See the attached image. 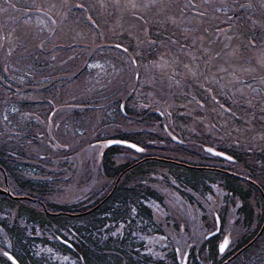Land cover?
<instances>
[{
    "label": "trees",
    "instance_id": "trees-1",
    "mask_svg": "<svg viewBox=\"0 0 264 264\" xmlns=\"http://www.w3.org/2000/svg\"><path fill=\"white\" fill-rule=\"evenodd\" d=\"M36 1L0 0V169L2 168L1 171L11 179L12 184L9 186L11 192L0 195V249L10 251L20 264H68L60 263L47 255L43 251L46 243L55 246L54 248L62 253H69L75 264H161L165 261L153 259L144 252L142 245L133 243L130 237L125 238L127 233H123L125 237L122 234L112 235L110 226L130 220L134 223V210L137 216L140 215L150 222L151 226L156 225V232L162 233L153 219V209L143 201L155 199L162 204L165 200L154 188L156 183L148 182L149 186H146V180L142 177L160 174L163 169L165 176L174 181V188L182 198L205 211L207 209L203 208L199 199L210 204L213 211L219 213L222 226L226 221L228 209L234 208L232 224L240 225L246 230V233L233 239L228 251L221 255L217 251L216 237L204 239L196 248L197 251L194 247L190 249L191 264H264V138L253 140L256 133L262 132L261 127L253 130L238 117L242 114L243 117L253 118L251 123L255 126L260 123L263 130L264 120L262 123L257 119L259 115L255 105H245L249 97H255V94L245 87L246 82H240L243 87L236 94V91H233L235 82L233 85L229 84L230 75L214 72V80L210 78L204 81V73L209 72V66L202 68L206 61H195V64L199 63L198 69H192L197 70L199 75L194 76L187 70L179 69L184 65V61H178L177 58L176 69L181 70L184 75L180 72L168 74L167 80L162 78L166 83L165 89L158 91L157 86L153 89L156 97H162L158 98L161 107L162 103L165 107L170 104L169 110L164 109L167 115L173 116V120L180 117L177 111L183 109L175 103L179 100V104L192 106L187 100L192 99L194 95L197 98L194 102L197 111L192 114H201L203 109L217 108L216 105H219L221 110L225 107L237 109V114L229 117L226 115L227 121L234 127L242 128L240 132L232 130V134L228 136L225 132L214 131L221 139L215 135L192 134L184 128L178 130L172 125L173 122L168 124L163 115L162 118L155 115V110L161 113L162 109L147 106L144 98L140 102L134 100L136 89L139 88V58L131 51L130 45L124 44L127 37L125 33L132 28L128 31L121 29L120 35L112 31L110 37L118 38L121 42H89L92 37L86 36L87 32L95 34L104 29L108 30L103 24V17L107 15L112 20L118 9L124 10L126 3L120 0H39L43 2L39 5ZM51 1L55 5L65 7L51 9L50 14L45 6ZM203 1L195 0L196 4L203 5L197 9V13L203 11L209 18L214 11L213 4ZM227 1L228 17L231 20L235 16L236 30L243 31L241 38H233V44L239 43L241 54H247L245 49H250L254 44L260 45L264 41V0ZM144 2L145 0H142L140 4ZM159 2L161 0H158ZM171 2L178 7L170 8L166 12H158L156 8L142 11L137 8L129 13L124 11L123 17H133L139 24L144 20L149 23V27L151 19L155 16L172 13L180 19L182 12H191V9L181 11L184 4L180 0ZM85 9L90 13L88 20L83 18ZM62 11L67 20L66 29H73L76 25L73 30L76 32L80 28L82 33L78 35L84 34L83 36L66 38L58 33L56 13L61 14ZM24 12L28 14L24 15ZM133 12L136 13L135 16ZM140 16L144 19L140 20ZM28 17H31L32 22L35 17H40L42 24L36 26L35 23L25 21ZM211 18H214V13ZM53 19L57 21L55 26L51 24ZM181 21L185 22L183 19ZM23 23L27 25H22ZM167 23L168 21L162 23L159 36L152 37L155 43L151 44V49L157 53L158 42L169 38L162 35V30L176 32V35L168 34L177 38V42L170 44L180 43L179 41L186 43L187 38L183 39L177 33L179 20L174 24V28H170ZM151 29L152 26L150 31ZM194 29L195 34H206L201 22L197 23ZM27 30L31 32H25L22 38L21 31ZM73 30L68 33H74ZM136 35L139 40L143 38L139 31ZM41 41L43 46H38ZM117 44L123 47L117 48ZM153 51L152 53H155ZM152 53L147 52L141 57L148 60L153 57ZM94 59L108 63L107 71L110 75L94 68L90 69L88 65ZM131 60L136 63L132 64ZM207 62L212 64V61ZM211 69L214 71L215 67ZM94 79L98 81L94 82ZM177 85L181 88L180 91L177 90ZM82 87L86 88V91L81 95L78 91ZM146 88L142 87V91ZM253 88L257 94L259 89L264 93V88L258 83H255ZM234 97L237 100H232ZM139 104H142V108L138 109ZM10 106L24 109L10 111ZM34 108L41 116L39 119L44 120L45 124L30 115V110ZM185 111L187 112L186 109ZM151 114L159 121L164 120V129L176 137L177 144H181L173 142L177 150L168 149V152L174 155H168L162 147H149V154L161 156L162 159H150L132 168L128 162H121V157L118 156L125 148L111 145L100 152L95 172H92L90 178L87 177L84 170L86 159L75 157L76 153L80 155L83 149L87 152L86 145L109 138L138 144H143L147 138L149 141H171L152 132L153 125L149 121ZM5 116L8 119L5 120ZM175 122L176 120L174 124ZM68 124H74L73 128L67 129ZM195 126L197 127V124ZM64 133L67 137L61 135ZM190 141L199 145V148L203 143L216 144V149L229 155L232 161L207 154L191 156L189 150L186 154H178L185 151V146L196 147L186 145V142ZM129 167L130 170L127 171ZM64 171L67 173L64 174ZM98 177L104 181L93 186ZM60 179L65 180L63 184L67 190L56 187ZM108 183H112V187L103 191ZM72 185L78 189L87 185L93 188L94 196L91 199H94V202L89 205L92 207L90 210H85L89 206H83L77 200L66 201L76 196L72 195V192L68 193ZM53 190L58 194L55 198ZM205 219H208V225L212 223V216H206ZM128 222L126 225L131 224ZM57 236L68 240L70 248L60 243L56 239ZM174 261L175 259L166 264H178ZM0 264L11 263L0 254Z\"/></svg>",
    "mask_w": 264,
    "mask_h": 264
},
{
    "label": "rangeland",
    "instance_id": "rangeland-1",
    "mask_svg": "<svg viewBox=\"0 0 264 264\" xmlns=\"http://www.w3.org/2000/svg\"><path fill=\"white\" fill-rule=\"evenodd\" d=\"M48 1V0H45ZM119 1V0H114V2ZM123 3H126V7L118 9L116 15L112 18V20L110 19V16L105 15L103 17V24L105 26L104 31L98 33L96 32L94 34V32H87L86 36H90L92 37L91 40L89 42H96V41H117V42H121L119 41V39L115 38V37H110L112 31H115V33H117L116 35H120L121 29L124 31H128L129 28H132L130 31H128L126 34V43L124 42L125 45H130L132 47L131 51L138 56L139 58V63H138V67L140 66V74L138 76V86L139 88L136 89V94H134V100H137V102H140L141 100H143V98L146 100L147 106H151V107H158L160 109H162V112L160 113V117L162 118V115L165 118V120L168 122V124L173 122V126L177 127L178 130H180V128H184V130L186 129V131H189L190 133L194 134V133H203L205 135H215L217 136L219 139H221L220 136H218L216 133H221V132H225L228 135L232 134V130H234L235 132H240L242 128H240L239 126L234 127V125H230L228 123V118L227 116H233L235 114L238 113L237 109H229L227 107H225V109H220L219 105L214 108V107H209L208 110L207 109H203L201 114H197L194 115L192 114L193 111H197V107H195V100L197 99L194 95L192 97V99L190 98L191 105H185V103H178L179 100H177V103H175V105L177 107H181V109L183 110H179L177 111L178 115H181L180 117L175 118L174 120H176V124H174V120H173V116H169V114L167 115L166 110H164L165 108H167L168 110L170 109V104H168V107L164 106V103H162V107L161 102L158 98H162V97H156V95L154 94V87H158V91H162L165 89V80H167V75L168 74H173L176 72H180L184 75V73L181 70H187L188 69H192V68H197V64H195V61H212V64H202V68H207V66H209L207 69L208 71H213L211 69V67H216V66H220L223 65L230 70V72L233 71H238V69L240 67L243 68H247V69H255V71H248V72H244V73H240L238 76H230V83L235 82L234 84V88L237 89V91L239 89H241L243 87V82H246L245 87L251 92L255 94V97H253L252 99H250L246 102L247 106H251L250 104L255 105L256 111L258 110V117L260 121L263 123L264 120V93L263 91H261V89H259L258 94L257 92L254 91L255 87V83H258L260 85H262V87L264 88V84L261 83V80H264V41L263 43H261L260 45H252L250 46V49H245L246 52H248L247 54H241V49L239 47V43H236V45L233 44V38L236 37L241 38V34H243V31L241 29H237L236 30V17L234 16V18H230L228 17V5L226 4L228 1L227 0H204L203 2L206 3H212L213 4V12L214 13V18L212 19V14L209 16V18H207V14L205 13V20H201L197 18V15L199 13H197V11L195 13L191 12H187L185 14L182 15V17L180 19H178L174 14L172 13H167L164 16L162 15H158L155 16L151 19V26L152 29L150 31V27L149 26V31H148V35L147 37H145V35L140 31V24H145L146 26L149 24L146 21H142L140 22V24L138 23L137 19H132L131 18H124L123 17V12L124 11H128V13L130 11H132L133 9L129 6V0H120ZM142 0H131V2H135V3H141ZM180 2L182 4H184V7L181 9V11H185V5L191 3L197 6V9L200 8L201 3L196 4L195 0H180ZM43 2H40L39 0L36 1V4L42 5ZM174 3L176 4V1H174ZM53 1L48 2L45 6V9L48 11V13L51 14V11L49 10L51 5H53ZM102 4V3H101ZM226 4V6H225ZM264 7V6H263ZM60 8V6L57 4L55 9ZM216 8H220V11H216ZM225 8L227 10H225ZM191 8H188L187 10H189ZM54 10V9H53ZM135 10V9H134ZM140 10H144V8H140ZM58 11V10H57ZM122 12V13H120ZM120 13V14H119ZM190 13V14H189ZM23 14V13H22ZM28 13L24 12V15H26ZM59 15V16H58ZM90 15L89 12L86 11L84 12L83 18L88 20V16ZM169 15H174L177 20H179V23L177 25H179V30H178V34L180 35L181 38L186 39V43H183L181 41H179L180 43H175V44H170L177 42V38L174 36H169L168 34L171 35H176V32L173 30H169L171 33L168 32V30H162V35L169 37V38H163L164 40L159 41L158 42V53L157 51H153L151 49V44L149 43L150 41H154L155 39H153L152 37L155 36H159L161 31V27H162V23L164 21H168L167 20V16ZM180 15V14H179ZM56 18L58 20V33L61 35H65L64 37H69V36H83L84 34L78 35L81 32V29L79 28L76 32L73 30L76 25L72 28H67V20L66 17L64 15V12L62 11L61 14H59V12L56 13ZM140 19V17H139ZM184 20L185 22L181 23V20ZM195 19V20H194ZM209 21H207V20ZM35 21L32 22L31 17H28L27 19H25V21L29 22V23H35V25H40L42 24V20L40 17H35L34 19ZM196 23H195V22ZM128 22V23H127ZM201 22L203 25V28L207 27L208 31L206 32V34L204 33H198L195 34V31H193V29L195 28V25L197 23ZM125 23H127L126 25H124ZM195 23V24H194ZM223 23H225V25H231V28H229V26H225ZM228 23V24H227ZM168 25H170V28H174V24L175 23H170L168 21L167 23ZM223 24V25H221ZM22 25H27V23H23ZM166 26V25H165ZM154 27V28H153ZM24 28V27H21ZM167 28V26H166ZM34 30V29H32ZM73 30L74 33H68L71 32ZM140 32V35L143 37L142 39H138V36L136 35L137 32ZM217 31L221 32V36L217 37L215 35V33ZM25 32H31L30 30L27 31H21L22 33V38H24V33ZM68 33V34H66ZM207 36V38H206ZM222 37V38H221ZM231 37V39L229 40L228 38ZM158 38V37H157ZM131 39V41H130ZM212 39L213 40V44H211L212 46H210L208 44V40ZM247 39V38H245ZM140 41H143V43H141ZM34 43V41H32ZM131 44H128L130 43ZM227 43L229 44V49H224L223 45ZM33 45H37V44H33ZM171 46V47H170ZM162 47V48H161ZM168 47H170V49H168ZM204 48H208L209 51L205 52ZM153 52L155 53H152ZM229 50L234 51L236 53L235 56H232L230 59L227 60V63H231L233 64L235 67L229 68L227 67V63H226V57L224 55L225 52H228ZM200 51V52H199ZM216 51H220L222 54L220 57H217L214 55V53ZM244 51V52H245ZM147 52H150L153 54L152 58H149L148 60H143L142 59V54H146ZM198 54H195V53ZM149 57V56H148ZM183 57V59H182ZM177 58L178 61H184V65H181L179 69L181 70H177L176 68L178 66H176L177 64ZM201 58V59H198ZM221 58V59H220ZM220 59V60H218ZM92 60L90 61V64L92 63H96V62H100V60ZM224 60V61H222ZM223 62V64H221V62ZM63 62V61H62ZM191 62L192 65H189ZM102 64L105 65L104 70H103V74H109L107 71V66L108 63L105 62H100ZM157 64L159 65V67H157ZM185 65H187L188 67L186 68ZM201 68V69H202ZM198 69V68H197ZM226 69V72H229ZM14 70V69H12ZM20 71V70H19ZM208 74V73H207ZM206 73H204V75H207ZM223 74V73H220ZM110 75V74H109ZM108 75V76H109ZM213 75H214V71H213ZM116 76V75H115ZM130 76H132V68L130 67ZM189 77H191L190 74H188ZM257 76V77H256ZM82 76H80L81 78ZM113 77V76H112ZM256 77V79L254 78ZM162 78H164V81H162ZM250 78H253L254 80H250ZM249 79V80H248ZM248 80V81H247ZM98 79H94V82H97ZM241 82V83H240ZM182 86V83H181ZM142 87H149V89H144L142 91ZM181 89L179 87V85H177V90ZM198 90V89H197ZM86 91V88H80L78 91V94L82 95V92ZM180 91V90H179ZM199 92H202L201 90H198ZM231 91V90H230ZM236 91V94H237ZM157 92V91H156ZM247 92V90L245 91ZM160 94H162V92H158ZM182 93V91H181ZM232 95H234L232 93ZM170 98V95H169ZM195 98V99H193ZM232 100H237L236 97H234V99ZM174 101V100H171ZM197 101V100H196ZM34 102H36V97L34 98ZM181 102V101H180ZM259 106V107H258ZM28 108V107H27ZM139 108H142V104H139ZM13 109H15L16 111H22L23 109L17 106H10V111H13ZM185 109L187 110V112L185 111ZM195 109V110H194ZM242 109V107H241ZM243 110V109H242ZM30 115L34 118L37 119L38 122H40L41 124H45V121L42 119H39L41 116H39L36 113L35 108L30 110ZM201 111V109H200ZM26 114V113H24ZM21 115V114H20ZM28 115V114H27ZM227 115V116H226ZM239 119H243V121L245 123H247L248 127H250L251 129L254 130V128H260V130L262 132L259 131V133H256V135H254L253 140L255 139H262L264 138V130L262 129V125L260 123H258V125H253L251 123V121L253 120V118L250 117H243L242 114L239 115L238 117ZM151 120V119H150ZM149 120V121H150ZM162 121V120H161ZM160 121V122H161ZM164 120L161 122L163 123ZM197 124V127L195 126ZM218 128H215L214 125ZM64 125V124H63ZM74 124H68L67 125V129L69 127L73 128ZM166 127V126H163ZM234 128V129H233ZM214 131L216 133H214ZM63 132V130H62ZM163 136L169 138L171 140V142H177V139L174 137V135L170 132L167 131L166 129L163 130ZM62 136L67 137L66 133L61 134ZM161 135V134H160ZM162 136V135H161ZM187 137H189V134L187 135ZM241 138V137H240ZM66 139V138H65ZM103 142V141H102ZM98 142V143H91L90 145H86V148H88V151L86 152V149H83L80 153V155H78V153H76V158L78 159H82L85 160L86 159V167L84 168V170L87 173V177L90 178V176H92V169L95 168L96 163L99 160V155H100V151L104 146V142ZM152 146H157V147H162V150H164L165 153H168V155L170 154V152H168V149H176L173 145L171 144L169 141H162L161 140H157V141H150V143ZM178 145V144H177ZM216 144H212V143H203L202 147H208V148H212V149H216L215 147ZM184 149V148H183ZM186 149V147H185ZM264 149V148H263ZM177 150V149H176ZM206 151V149H205ZM182 152H180L179 154H181ZM162 154V152H161ZM184 154V153H182ZM131 153H127L128 157L130 156ZM202 156V155H200ZM218 158H221L219 156H217ZM69 159V158H66ZM223 165V164H222ZM55 171V170H54ZM64 174L67 173V171L63 172ZM82 174H84V171L82 172ZM155 173L154 175H149L148 178L145 177L144 180H146L144 183L146 186H149L147 183L151 182V183H156V186L153 187L159 191L160 194H162V197H164L163 203L161 204L159 201L155 200V199H151V200H147L146 205L150 206L153 211H154V216L153 219L155 220V222H157L158 225H160L159 227H161L162 230V234H158L157 232H154L155 229H157L156 225L151 226L152 224H150V222L148 223L147 220L143 219L140 215L137 216L135 213L132 214V218L133 221H135L134 223H131V220L128 223L131 224H127L126 223H115V225L110 226V231H112V235L113 233H115V235L117 234H122L124 236L125 233L126 237L125 238H131V240L133 241V243H136L137 245L140 244L143 246L144 248V252L148 255H150L153 259H162V261H167V253L168 251L173 248V245H176L177 243L181 242V241H187L185 238H191V237H197V243L198 245L204 240L203 237L205 235V233L208 232V226L206 223V216H210L211 218V213L210 211L207 209L208 207H210V204L205 203L204 200L202 201L201 199H199L200 203L202 204L204 209H207L206 211L203 210L202 208H197L195 205H189L187 204L185 201L180 200L179 197L171 192V187H170V183H172V179L169 177L165 176V170L162 169V173L158 174ZM81 175V174H80ZM5 177V178H4ZM4 181L6 182V185L8 186H12L11 184V179L5 174L4 176ZM0 180L1 177H0ZM58 181V179H56ZM84 180V179H83ZM96 180V179H95ZM65 180H59V183H57L56 187L58 189H64L67 190V188L64 186L63 182ZM90 181V180H89ZM94 181V180H93ZM104 181L103 178L98 177V179L93 183V186L96 185H100L102 184V182ZM2 182V181H1ZM169 183V184H168ZM112 187V183H108L105 188L103 189V191H108L110 188ZM90 188V185H87L86 188H82V189H78L77 187L75 188L74 185H72V187L69 188V194L72 195L76 194L75 197L67 199V202H73L75 200H77L79 203H82V198L84 196V194L87 192V190ZM10 190V187H9ZM11 191V190H10ZM53 193V197L55 198V196L57 197V192H55L54 190L52 191ZM56 193V194H54ZM93 195H87V200H90ZM65 201V202H66ZM92 201V200H91ZM31 203L33 204L34 201H31ZM255 203V202H254ZM182 204V205H181ZM259 205V204H258ZM170 209L173 211L171 212ZM259 209V208H258ZM229 225V224H228ZM112 227V228H111ZM229 227V228H228ZM228 234H224L229 238V241L231 242L233 239L237 238L239 234H244L246 233V230L244 231V229L240 226H234L232 224V221L230 222V226H227ZM126 230V231H124ZM124 231V232H123ZM124 233V234H123ZM223 235V233L221 234V236ZM220 236V238H221ZM166 239H170V243L169 245L167 244V240ZM138 242V243H137ZM189 249L188 246L183 245L181 247V250H179V258L181 259L182 257L185 258L184 256H182L185 252H187ZM229 249V247L227 248ZM46 253H51L52 251L54 258L59 259L65 263L68 264H75L74 260L69 259L68 257H66V259L64 258V255H62L61 252L56 251V250H49V248L43 249ZM185 261V260H184Z\"/></svg>",
    "mask_w": 264,
    "mask_h": 264
},
{
    "label": "flooded vegetation",
    "instance_id": "flooded-vegetation-1",
    "mask_svg": "<svg viewBox=\"0 0 264 264\" xmlns=\"http://www.w3.org/2000/svg\"><path fill=\"white\" fill-rule=\"evenodd\" d=\"M157 112H159L158 110H155V115L156 116H160V113H157ZM7 119H8V117H7ZM151 124L153 125V126H151V130H152V132H156V133H158L159 135L161 134V135H163L162 133H163V130H164V127H163V123H161L158 119H155V116H153L152 114H151ZM140 132H144V130H140ZM163 140H161V142H162ZM171 144H174V143H176V142H171V141H169ZM150 143V141H149V139L147 138L146 139V141L143 143V144H138L139 146H140V149H134V148H128V147H124V146H121V147H124L125 149L118 155V156H120L121 157V162H128V164L130 165V167H132V168H134L135 166H137V165H139V164H142V163H145V162H147L148 160H150V159H156V160H158V159H162V157L161 156H157V155H151V154H149L150 153V148L149 147H154V146H152L151 144H149ZM177 144V143H176ZM195 145L196 147H194V148H192V147H189V146H185L186 147V149H184L185 151H182V153H184V154H186L187 152H188V150L189 151H191V156H197V155H202V156H205L206 154L208 155L209 154V156H212L210 153H208L207 151H205V148H203V147H201V148H199V145H196L195 143H192L191 141L190 142H186V145ZM178 145H181V144H178ZM183 147V146H182ZM180 151L182 150V149H179ZM87 151H88V149H87ZM159 152H161V151H159ZM127 153H131V157H128L127 156ZM171 153V152H170ZM181 153V154H182ZM171 154H173L174 155V153H171ZM179 154V153H178ZM178 154H175V155H178ZM216 157V156H215ZM218 158V157H217ZM221 159H223V160H226V161H231V160H229V159H224V158H221ZM130 167L128 168V170L127 171H129L130 170ZM2 169V168H1ZM1 169H0V177H1V179L2 180H0V195H5L7 192H9L10 190H9V186L8 185H6V182L4 181V176H5V173L4 172H2L1 171ZM95 170H96V166H95V168H93L92 169V172H95ZM126 171V172H127ZM4 177V178H3ZM93 178V177H92ZM143 178V180L145 179V177H142ZM92 180H95V179H92ZM2 181V182H1ZM170 187H171V192H173V193H175L178 197H179V199L180 200H183V201H185L187 204H189V205H193L194 206V204H191L190 202H188L186 199H184V198H182L181 196H180V194L176 191V189L174 188V181H172V183H170ZM83 188H86V186H83ZM11 192V191H10ZM93 193H94V191H93V188L92 187H90L88 190H87V192L84 194V196H83V200H82V203L81 204H83V206H89V205H91L93 202H94V199H90V200H87V195H93ZM8 195V194H7ZM162 195V194H161ZM21 198H22V196H21ZM164 198V197H163ZM92 200V201H91ZM143 203H146V201H143ZM182 205V204H181ZM196 206V205H195ZM197 208H200L199 206H196ZM92 207L91 206H89V207H87L85 210H90ZM209 211H211V216H212V223L211 224H209L208 225V219L206 220V223H207V226H208V232L207 233H205V235H204V237H203V239H207V238H209V237H216V241H217V244H218V241L219 240H221V238H222V236L224 235V234H228L227 233V231H228V228H227V226H230V222L232 221V223H233V221H234V208H229L228 209V211H227V213H226V221H225V223L223 224V226H222V222H221V219H220V216H219V213H217V212H215V211H213V209L211 208V207H208L207 208ZM170 211L171 212H173L171 209H170ZM132 212H134V213H136L134 210H132ZM149 223V222H148ZM156 224H157V222H156ZM229 224V225H228ZM158 225V224H157ZM159 226L160 225H158V228H159ZM160 229H161V227H160ZM154 232H156L155 230H154ZM158 234H162V233H159V232H157ZM223 233V235L221 236V234ZM220 236H221V238H220ZM187 241H181V242H179V243H177L176 245H173V248H171L169 251H168V253H167V258H169V260L168 261H165V262H163V263H161V264H166V263H168V262H170L171 260H174L175 259V263H178V264H191V256H190V249H192V247H194L195 248V250L197 251V247L200 245H198V243H197V237H191V238H185ZM167 240V244L169 245L170 243H172V242H170V239H166ZM173 244V243H172ZM183 245H186V246H188L189 247V249H188V251L187 252H185L186 253V255H182V256H184L185 258H178V250H181V247L183 246ZM230 246V245H229ZM5 247H7L8 248V246L5 244ZM44 247H50L52 250H54V247L55 246H52L51 244H48V243H46L45 244V246ZM43 247V248H44ZM5 249V248H4ZM41 249V248H40ZM45 249V248H44ZM142 249H143V247H142ZM51 250V251H52ZM3 250L2 249H0V254H2L1 252H2ZM44 251V250H43ZM226 252L228 251V249L226 248V250H225ZM223 253H225V252H223ZM223 253H221V254H223ZM220 254V255H221ZM47 255H49V256H51L53 259H55L54 258V256H53V253H47ZM67 255L68 256H70V254L69 253H67ZM2 256H4L3 254H2ZM15 257V256H14ZM16 258V257H15ZM17 259V258H16ZM159 260H162V259H159ZM185 260V261H184ZM19 262V261H18Z\"/></svg>",
    "mask_w": 264,
    "mask_h": 264
},
{
    "label": "snow or ice",
    "instance_id": "snow-or-ice-1",
    "mask_svg": "<svg viewBox=\"0 0 264 264\" xmlns=\"http://www.w3.org/2000/svg\"><path fill=\"white\" fill-rule=\"evenodd\" d=\"M60 6L61 7H65L64 5H60ZM129 6L132 9H137V8H144V9L156 8L158 12H166L170 8L178 7L177 5H175L174 3H172L171 0H161V2H159V3H158V0H145V2L142 3V4L135 3V2H131V0H129ZM13 7H14V5H13ZM55 7H56V5L53 4V5H51V7H50L49 10L51 11V9H54ZM77 7H82V5H77ZM188 8H191V11L193 13H195L197 11V6L194 5V4L189 3V4L185 5V10H187ZM225 10H227V9L225 8ZM37 11H40V9H37ZM216 11L217 12L220 11V8H216ZM45 15L47 16V13H45ZM135 15H136V13L133 12V16H135ZM181 15H183V12L181 13ZM204 16H205L204 12L201 11V12H199L197 18L203 20L204 19ZM166 18H167V20L170 23H177V18L174 15H169ZM49 19H51V18H49ZM143 19H144V17L143 16H140V20H143ZM138 23H139V21H138ZM181 23H182V21H181ZM51 24L53 26H55L57 24V21L53 19V20H51ZM229 28H231V25H229ZM140 31L145 35V37H147L149 28H148V26H146V23L145 24H140ZM193 31H195V29H193ZM203 31L204 32H207L208 31V28L205 27L203 29ZM51 34L52 33H50V35ZM215 35L217 37H220L221 36V32L220 31H217L215 33ZM228 39L230 40L231 37H229ZM140 42L143 43V41H140ZM149 43H155V42L154 41H150ZM208 44L209 45L213 44V40L212 39H209L208 40ZM38 46H43V41H41ZM116 47L117 48H122L123 45L117 44ZM223 48L224 49H229V44L225 43L223 45ZM124 51L126 52L127 49H124ZM204 51L205 52H208L209 49L208 48H204ZM221 54L222 53L220 51H216L214 53V55L217 56V57H220ZM224 55L226 57V63H227V60L230 59L232 56H235L236 53L234 51L229 50L228 52H225ZM131 63L132 64H135L136 61L135 60H131ZM207 63L208 62L206 61L205 64H207ZM88 67L90 69L91 68L97 69L98 72H103L105 65L102 64V63H100V62H96V63L89 64ZM157 67H159L158 64H157ZM185 67L187 68L188 66L185 65ZM227 67L232 68V67H235V66L233 64H231V63H227ZM188 71H189V73H191L194 76L195 75H199V72L197 70H195V69H191L190 68V69H188ZM248 71H255V69H247V68L240 67L238 69V71L226 72V67L224 65L216 66L215 69H214V72L215 73H224V74L230 75V76H238L240 73H244V72H248ZM137 76H139L138 73H137ZM210 78L213 79V80L215 79V76L213 75V71H209L207 75H204L203 76L204 81H208ZM261 83L264 84V80H261ZM225 86H227V85H225ZM209 91H212V89H209ZM233 91H237V89L234 88ZM213 98L215 99V97H213ZM121 107L123 108V105H121ZM13 111H15V109H13ZM4 119L6 120L7 117L5 116ZM108 143H112V141H108ZM119 143L124 144V143H128V142L125 141V140H121V141H119ZM131 147L136 148L137 145L132 144ZM207 151L213 152L214 150L212 148H208ZM219 155H224V153H219ZM228 158L231 159V157H228ZM113 235H115V233H113ZM227 240H228V238L225 237L224 243H221L219 245L221 251H223V249L225 247V244L227 243ZM178 252H179V250H178ZM5 255H7V253H5ZM184 255H186V253ZM178 258H179V255H178Z\"/></svg>",
    "mask_w": 264,
    "mask_h": 264
},
{
    "label": "water",
    "instance_id": "water-1",
    "mask_svg": "<svg viewBox=\"0 0 264 264\" xmlns=\"http://www.w3.org/2000/svg\"><path fill=\"white\" fill-rule=\"evenodd\" d=\"M108 141H112V143H108ZM119 141H121V140H118V139H109V140H106L105 141V146H108V145H112V144H121V143H119ZM128 142V141H127ZM133 143H131V142H128V143H124V144H121V145H128V146H131ZM136 148H138V147H136ZM209 152V151H208ZM210 153H212V154H216L217 156H224V155H219V153L220 152H217V151H213V152H210ZM225 239V238H224ZM224 239L222 240V242L221 243H224ZM227 244V243H226ZM226 244H225V246H226ZM219 250H220V247H219ZM221 251V250H220ZM8 255V257L11 259V261L14 263V264H17L16 263V261H15V259L10 255V254H7Z\"/></svg>",
    "mask_w": 264,
    "mask_h": 264
}]
</instances>
